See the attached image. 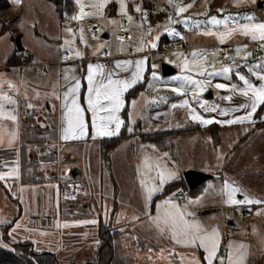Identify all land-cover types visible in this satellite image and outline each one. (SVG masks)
Wrapping results in <instances>:
<instances>
[{"label": "crops", "instance_id": "1", "mask_svg": "<svg viewBox=\"0 0 264 264\" xmlns=\"http://www.w3.org/2000/svg\"><path fill=\"white\" fill-rule=\"evenodd\" d=\"M73 1L76 4V0ZM140 1L96 0L98 16L104 17L110 14L107 7L110 3H114L115 7L110 11L112 15L118 12L122 15V21L127 20L124 15L139 20L138 16L143 12ZM208 1L210 0H189L184 6L178 7L175 14L190 15L193 21L217 16L220 18L218 29L202 26L194 31L204 37L213 35L217 39V44L212 46L237 45L251 47L252 50L263 53L262 61L256 59L257 62L245 63L233 72L230 81L218 80V84H224V87H218L221 101L212 109L207 105L208 108H202L188 96L182 98L176 96L159 107H152L146 116L139 105L136 115L132 116L133 105L136 103L137 106L141 95L146 92L152 70L150 66L152 56L146 55L150 51L144 46L138 56L130 55L133 49L129 52L115 50L112 45L105 49L104 53L93 57L63 58L61 54L59 57L43 61H34L30 54L26 61H23L24 54L15 56L14 52L7 58L5 64H0V73H12L18 78L16 87L18 93L13 89L10 95L13 100L5 106L10 104V108L17 114L21 103L24 102L33 108L40 93H44L46 98H50L54 106L58 107L56 131L60 143L100 142L104 138L118 136L126 124L128 127H133L138 122L141 123L143 133L181 130L179 135L186 134L188 156L187 159H183L180 154L179 163L167 152H159L152 143L142 141L140 137L126 140L131 155L130 163L136 178L135 189L142 203V214H138L125 202L114 197L108 198L105 206L102 203L100 211L104 212L105 209L109 215L108 226L112 225L118 228V231L125 233L124 257L136 264H208L206 259L208 253L199 246V239H196L195 243H189V238L193 235L190 229L189 236L183 234L184 221L188 224L200 225L201 231L195 233L197 237L210 234L214 230L218 232L219 247L212 264H264V192L251 189L253 184L248 181L249 178L256 181L264 178V169L258 170V158L264 154V150L260 154L259 151L253 150L254 147L260 146L258 140L249 139L243 144L241 140L243 128L252 127L258 121L256 118L258 112H260L259 120L264 124V103H257L255 111L252 110L255 101L253 89L259 90L264 87V39L252 38L253 35L259 37V33L249 31L245 34L242 31L245 26L264 23V0H219L222 1V7L220 5L218 9L206 8L208 13H205V8L202 7ZM259 2L263 4L260 8L257 6ZM227 6H230L233 12L234 22L230 24L226 22ZM78 9L76 5V11ZM221 10L224 13H221ZM201 15L203 17H200ZM104 36L108 38L109 33ZM58 41L62 44V38ZM173 41L166 34L161 36L158 39L159 51L164 49V45H172ZM176 42L183 41L177 39ZM201 46L197 44L191 47ZM137 61L142 62L140 78L123 92L122 106L115 113L118 121L121 122L119 130L117 131L116 124L112 123L108 130L115 134L98 135L93 126V113L88 109L87 103L90 94L88 80L90 68L94 73V84L96 82L107 84L108 80L131 81ZM77 82L80 87L74 95L77 103L84 110L85 128L83 132L77 129L73 137V134L66 132L68 107L71 106L73 97L69 95L65 99V94L74 88ZM144 82V88L138 95L127 100V93ZM207 98L213 99L215 94L208 95ZM102 102L107 104V101ZM125 110L127 111L124 116ZM100 115L106 116L107 113L101 112ZM193 116H198L200 119H193ZM245 117L249 118L242 120ZM203 121H211V123H203ZM146 122L160 129L145 131ZM201 133L203 137L200 139L198 135ZM66 135L69 138L65 139ZM170 137H173L176 143L174 137L179 136L173 133ZM118 150L112 153V157ZM247 154L252 159L251 172L248 175L247 170L242 166ZM232 168L236 174L235 182H227ZM188 171L208 174L211 178L202 184L196 193L188 194L186 202L180 201L175 191L164 197H158L168 184L184 178V174ZM234 189L236 191L233 192ZM230 198L242 203H230ZM101 212L97 217L101 216ZM99 220L100 218L97 219L98 222ZM224 220L227 221L232 235L227 239L226 246L220 253ZM156 243L161 249L156 248Z\"/></svg>", "mask_w": 264, "mask_h": 264}, {"label": "rangeland", "instance_id": "2", "mask_svg": "<svg viewBox=\"0 0 264 264\" xmlns=\"http://www.w3.org/2000/svg\"><path fill=\"white\" fill-rule=\"evenodd\" d=\"M163 1L141 0L143 12L138 16L139 20L124 15L127 17L125 22L118 12L111 14L110 11L115 7L114 3H110L107 7L110 14L100 17L96 0H76L79 9L71 20L62 22L53 5L47 0H19V3L12 0L11 8L6 13H0V64H5L7 58L12 53H16L17 39H20L23 47L20 52L24 54L23 61H26L28 54L34 61L53 59L61 54L63 58L93 57L104 53L105 49L112 45L115 50L129 52L133 49L141 53L144 46L152 53L150 59L152 70L146 92L141 95L137 106L136 103L133 105L132 116L136 115L139 105L146 116L152 107H159L176 96L181 98L188 96L202 108H208L206 105L210 106L209 109L215 108L221 101V93L217 86L224 87V84H218V80L230 81L233 72L245 63L257 62L256 59L262 61L263 53L252 50L251 47L237 45L212 46L217 44V39L213 35L204 37L194 30L202 26L218 29L220 24L215 21H220L219 17L211 16L206 20L198 18L193 21L190 15L175 14L177 8L184 6L189 0ZM204 4L202 9L205 8V13H208L206 8L218 9L220 5L223 6L222 1L219 0H210ZM227 7L226 22L230 24L234 22L233 12L230 6ZM221 13L224 12L221 10ZM107 32L109 36L105 38ZM165 34L174 41L172 45H164L166 51L163 49V52L159 51L158 39ZM59 38H62V44L58 41ZM177 39L183 42L175 43ZM197 44L202 46L191 47ZM206 44L208 46L205 47ZM163 65L171 66L176 72L163 76ZM17 81L18 78L12 73H0V150L17 151V156L10 158L5 155L0 160V248L11 250L19 242H28L37 252L46 251L54 254L60 264H96L100 227H106L117 231L116 245L122 253L121 256L124 257L126 235L118 231V228L107 225L109 215L105 209L101 212L100 208L102 203L104 206L107 204L108 198L114 197L125 202L138 214H142V203L135 189L136 178L126 141L129 138L139 139L140 133L135 132L134 126L128 127L126 138L113 149L108 144L109 147H103L98 141L60 143L56 131L58 107L54 106L44 93H40L35 104L36 114L32 113L27 117L25 123L32 125L34 123V127L41 131L44 137L40 142L35 140L34 146L22 148L33 158L31 163L29 161L25 163L21 161L25 157V152L20 149L19 117L10 108V104L5 106L13 100L10 96L13 89L18 93ZM213 93L215 98H207ZM21 105L22 103L19 106ZM11 117L15 119H10ZM144 127L145 131L160 129L150 126L148 122ZM38 131L37 133L41 134ZM180 131H175L179 136L174 137L176 143L173 137H169V140L174 142L175 150L181 160L180 154L183 159H187L188 151L187 136L179 135ZM242 134V144L249 139L258 140L259 145L263 147H254L253 150L259 151V154L263 152L264 124L259 127L243 128ZM202 137L203 133L198 135V138ZM117 149L119 150L116 155L112 157V153ZM9 160L14 161L10 167L6 166L8 164H1L2 161ZM250 160L252 159L248 154L243 160L242 166L247 170V175L251 172ZM258 161V170L264 169V154L259 156ZM69 169L70 172L71 169L75 170L77 174L72 178L68 173L66 177V185L63 188L65 212L62 214L61 209H58L56 213L58 219L52 222L53 227L41 229L40 224L44 223L34 224L31 221V211L27 210V205L30 207L29 204L34 205L36 202L37 187L22 184L36 182L35 178L39 174L47 179L51 172L53 174L54 171L67 172ZM228 176L230 177L227 182H235L236 174L233 168ZM248 181L254 186L251 189L264 192V178L258 181L249 178ZM56 196V204H62V194L56 193ZM18 200L19 205H14L13 201ZM99 212L101 216L97 217ZM99 218L101 221L98 222ZM155 246L158 250L161 249L157 243ZM126 264L136 263L126 258Z\"/></svg>", "mask_w": 264, "mask_h": 264}, {"label": "trees", "instance_id": "3", "mask_svg": "<svg viewBox=\"0 0 264 264\" xmlns=\"http://www.w3.org/2000/svg\"><path fill=\"white\" fill-rule=\"evenodd\" d=\"M12 0H0V13H6L11 8ZM50 2L55 10L57 11L60 21L71 20L76 13V4L73 0H47ZM16 43V53L15 56L19 55L23 50L20 39L15 41ZM164 51V50H162ZM14 56V57H15ZM145 82L134 87L127 93V100L138 95V93L144 88ZM124 111V116L126 114ZM258 121L253 124V127H259L262 124L260 122V112L256 114ZM128 130L127 124L123 127L118 136L112 138H104L100 142L103 147H109L111 149L117 147L121 141L126 138V132ZM135 132L140 133V138L142 141L152 143L159 152H167L171 158L178 162L180 161L179 156L175 150V144L173 141L169 140V137L175 132H157V133H143L141 130V123L138 122L134 126ZM26 136V130L21 134L20 149L23 152H26L25 149L30 147V142ZM107 144L109 146H107ZM5 155H8L10 158L17 156L16 150H1L0 157L3 159ZM106 158V155L104 156ZM0 159V160H2ZM11 161V160H9ZM185 187L188 188L184 178H181L178 181H174L168 184L163 192L158 197H164L170 192L177 191L179 188ZM199 188V187H198ZM189 190L188 194L196 193L198 190ZM116 236L117 231L109 230L106 227H100L99 238L100 244L96 250V264H126V258L121 256L122 253L119 252V249L116 245ZM0 264H60L56 259L55 255L50 252H37L28 242H19L15 244L11 250H6L0 248Z\"/></svg>", "mask_w": 264, "mask_h": 264}, {"label": "snow or ice", "instance_id": "4", "mask_svg": "<svg viewBox=\"0 0 264 264\" xmlns=\"http://www.w3.org/2000/svg\"><path fill=\"white\" fill-rule=\"evenodd\" d=\"M14 2L19 3V0H14ZM75 19V17H74ZM251 19V18H249ZM216 23H219V21H215ZM242 31H244L245 34H247L249 31L253 33H259V37L256 35H253V39H264V23L252 25L251 27L245 26ZM79 55V53H77ZM195 55V54H194ZM131 63V62H127ZM142 62L137 61L136 62V71L133 73V79L131 81H113L108 80L107 84H104L103 82H96L94 81V73L93 70L90 68L89 71V97H88V109L93 113V126L97 130L98 135H112L115 134L113 132H110L109 126L112 123L116 124V130H119L120 123L118 121V117L115 115L120 110V107L122 106L123 101L121 100V96L124 91H126L129 87H131L132 84H135L137 80L140 78V72L142 71ZM227 71V69H225ZM79 82L76 83L75 87L70 89L68 93L65 94V99L69 95H71L73 98L71 100V106L68 107V128L66 129L67 133L75 134V131L79 129L81 132L84 131L85 124L83 120V109L79 106L77 103V100L75 98V93L79 90ZM217 87H221L218 85ZM253 93L255 96V101L252 104V110L253 112L256 109L257 103H264V87H262L259 90L253 89ZM247 95V93H244ZM7 99V97H5ZM102 101H107V104H104ZM104 112L107 113L106 116H101L100 113ZM249 117L242 118L248 119ZM10 119H15V117H11ZM193 119H200L198 116H193ZM203 123H211V121H203ZM65 139L69 138L68 135L64 137ZM236 191L235 189L233 192ZM230 203L236 204V203H242L241 201H236L234 199L229 200ZM251 203V201H248ZM181 216V220H182ZM184 229L183 234L185 236H189V229L192 231L193 235L189 238V243H195L196 239H199V246L204 248L208 255L206 257L208 264H212L213 259L216 258V252L219 247V234L217 231H213L210 234H205L203 236L197 237L195 233H199L201 231L200 225L198 224H188L187 221H184ZM242 247V246H241Z\"/></svg>", "mask_w": 264, "mask_h": 264}, {"label": "flooded vegetation", "instance_id": "5", "mask_svg": "<svg viewBox=\"0 0 264 264\" xmlns=\"http://www.w3.org/2000/svg\"><path fill=\"white\" fill-rule=\"evenodd\" d=\"M36 107H30V106H27L26 103H22L21 106H19L18 108V111H17V115L19 117V121L21 123V129H20V141H21V134L24 130H26V136L28 137L27 139L32 142L30 144V146H34V141L36 140L37 142L39 141L40 142V139L44 137V135H42V132L41 131H38L35 127H34V123L33 125L32 124H26L25 123V120L27 117H29L30 115L33 114H36ZM40 132L41 134L37 133ZM36 133V135H35ZM1 151V150H0ZM43 151V150H42ZM0 159H2L0 157ZM33 158L31 156V154H26L25 152V157L21 160L23 162H27L29 161L30 163L32 162ZM8 164L6 165L7 167H10L12 164H14V161H5L3 162L2 161V165L3 164ZM22 164V162H21ZM66 164V166L68 165L67 163H64ZM64 173L66 175H64ZM68 173L69 175L74 178V176L77 174L75 172V170H72L71 169V172H70V169L65 172L64 170L62 171H57L55 172L54 171V174L53 172H51L48 176V178H44L42 175H37L36 178H35V181L34 183H27V184H22L23 186L26 185V186H33V187H37V188H40V190H38L36 188V197H35V204L33 205L32 203L29 204L30 207H28L27 205V210L31 211V221L36 224V223H44V224H40L41 229H50L52 226V222L56 221L58 219V216L56 215L58 209H61L60 212L62 211V214L65 212L64 209H65V200L63 198V188L64 186L66 185V177L68 176ZM35 177V175H34ZM34 180V179H33ZM44 193V195H43ZM56 193H60L62 194V204L60 203L59 205L56 204ZM32 195V193L30 194ZM43 195V196H42ZM56 196V197H55ZM14 202V205H19V200L18 201H13ZM23 215V212L21 214V216ZM20 216V217H21ZM47 224V225H46Z\"/></svg>", "mask_w": 264, "mask_h": 264}, {"label": "water", "instance_id": "6", "mask_svg": "<svg viewBox=\"0 0 264 264\" xmlns=\"http://www.w3.org/2000/svg\"><path fill=\"white\" fill-rule=\"evenodd\" d=\"M257 6L260 8L263 6L262 2H259ZM176 70L173 69L171 66L163 65L162 66V74L163 76H169L175 73ZM211 178L210 175L204 174L201 172H195V171H188L184 174V179L186 182V185L189 190H195L198 187H200L202 184L207 182Z\"/></svg>", "mask_w": 264, "mask_h": 264}, {"label": "built area", "instance_id": "7", "mask_svg": "<svg viewBox=\"0 0 264 264\" xmlns=\"http://www.w3.org/2000/svg\"><path fill=\"white\" fill-rule=\"evenodd\" d=\"M123 21H126V19H123ZM137 21V19H136ZM120 33L123 34L122 31ZM164 52V51H163ZM157 53V52H156ZM130 55L133 56H138L140 53L135 52L134 50L130 51ZM146 55L152 56L151 52H147ZM176 197L182 201L186 202L188 200V188L181 187L175 192ZM232 235L231 230L228 227V223L226 220L223 221V235H222V240H221V245H220V253L223 251V249L226 246L227 239Z\"/></svg>", "mask_w": 264, "mask_h": 264}]
</instances>
